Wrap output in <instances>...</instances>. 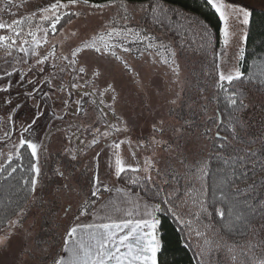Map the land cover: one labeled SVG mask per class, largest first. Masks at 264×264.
<instances>
[{
    "label": "rangeland",
    "instance_id": "rangeland-1",
    "mask_svg": "<svg viewBox=\"0 0 264 264\" xmlns=\"http://www.w3.org/2000/svg\"><path fill=\"white\" fill-rule=\"evenodd\" d=\"M55 2L56 0H30L21 10L20 17L39 15L42 18L50 15L52 12H42V9ZM68 9L77 12L78 18L58 36L49 39L45 46L42 43L36 49L38 55L31 52L21 54L17 50V45H21L17 44L12 49V55L0 59V76H3L5 70H17L10 79L0 80V86L9 82L13 85L9 93H0V102L6 96H12L14 102L17 96L23 100L28 91L39 89L37 98L27 101L24 109L15 117L14 124H9L7 115L11 106L0 103V166L8 160L9 155L13 157L18 153L20 129L25 126L24 121L28 118L25 113L31 115L32 104L41 105L45 115L37 121L30 133L24 134V138L37 144L36 159L39 168L46 163L51 170L53 163H58L56 172L51 173L48 169L47 175L49 180L52 178L56 181L47 190H40L42 195L39 199V193L37 194V204L32 200L24 208L26 214L22 218L23 228L12 229L7 246L0 247V264H45V261L52 264L50 256L61 255L62 243L71 228L102 213L100 209L103 200L108 196L111 198L119 187L117 177L110 172V159L114 151L126 168L139 167L145 175L150 174L156 181L162 177V167L181 170L185 162H192L208 152V141L200 135V130L184 129V125L190 124L191 120L183 115V104L188 91H194L190 87L195 78L179 55L175 57L178 74L173 71L177 68L175 59L173 61L167 55L162 57L161 54L154 53L153 58L140 54L137 56L138 44L127 41H124L126 46L134 48L130 53L117 48L120 59L109 56L97 60L95 56H100L92 49H84L75 57L78 61L77 68L87 67L93 72L98 71L99 76L92 75L91 72L77 74L63 59L70 55V51L106 34L111 28L125 25L138 28L142 25V12L139 8L129 6L128 20L123 19L125 15H121L123 11L118 5L94 9L91 5L78 3L70 5ZM245 28L239 20L230 19L227 54H224L225 45L221 39L219 70L226 75L234 72L237 67L241 68L238 56L240 48H245L240 43L242 35L246 33ZM43 37L44 33H41L36 39L42 41ZM129 39L137 40V37L133 35ZM22 46L31 49L32 40ZM45 55L48 57L45 64H36V60ZM83 56H87L89 60L87 65L81 62ZM52 65L56 67L53 68ZM96 79L101 92L111 85L114 91L109 94H117L115 103L111 96H107L105 104L98 105L97 110L88 105V102L95 99L93 92L97 93V99L102 98L101 92L95 86L92 87ZM46 80H51V84L45 83ZM29 81H35V85ZM74 83H78L80 87L72 88ZM85 92L90 95L85 96ZM193 93L195 98L198 97L196 89ZM64 100L68 101L67 105L63 104ZM76 100H80L81 104L77 105ZM173 100H176L175 104L172 103ZM194 106L196 109L200 108V99H196ZM101 107L114 113L116 123L111 122V126L114 125L121 131L117 132L107 125L100 112ZM154 126L162 127L164 131L154 132ZM97 128L100 132H96ZM104 131L109 132L107 138L101 135ZM93 138L99 142L89 146ZM115 144H120V148H115ZM73 155L76 156L74 161H80V166H69L71 164L68 161L72 160ZM145 168H149L148 173L144 171ZM61 172L63 176L59 174ZM96 176L101 182V188L107 186L111 189L101 190L98 200L91 196V191L94 190L93 178ZM93 201L95 202L92 203ZM26 232L31 235L26 236ZM8 234V228L0 231V237Z\"/></svg>",
    "mask_w": 264,
    "mask_h": 264
},
{
    "label": "trees",
    "instance_id": "trees-1",
    "mask_svg": "<svg viewBox=\"0 0 264 264\" xmlns=\"http://www.w3.org/2000/svg\"><path fill=\"white\" fill-rule=\"evenodd\" d=\"M61 1L67 3V0ZM145 2L146 0H126L128 6L138 8ZM159 2L163 3L164 7L170 9L171 12L167 16L159 12L153 14L151 11L147 14L143 12L140 14L142 25L138 26L137 30L141 32L142 37H145V42L138 44L140 50H137L136 54L138 56L140 52H143V56L148 58L154 57L152 53L161 54L162 57L167 55L173 61L175 59L174 64L177 66L176 55L183 58L185 65L195 78V82L190 89L193 88V92L196 89L198 94L196 98L195 94L190 92L191 90L186 94L183 104V115L185 117L188 116L189 118H187L191 120V123L184 125V129L190 131L200 130V135L208 141V152L203 157L192 162H185L181 170L173 169V167L167 170L165 166L162 167L161 180L152 179V182L149 183L144 179L146 175L141 171L138 174L126 172L121 178H117V182L121 189L139 194L153 204H156L166 193L173 192L174 188L178 189V193L173 192L172 197L174 204L177 206V214L184 219H189L190 212L195 209L192 208L190 196H186L185 193H199L206 188L208 199L211 200L213 194L218 192V185L221 180L225 179L223 172L218 171L221 169V163L217 145L225 142L222 138L227 137L226 149L220 150L226 155L239 154L242 156L245 151H250L254 148L258 157L264 159V0H231L232 3L246 7L252 12V23L245 28L248 40L244 48L245 59L241 62V69L246 75L242 81H234L233 85L225 84L223 89L219 85L220 70L216 67V63H219L218 52L222 39L218 15L206 3V0H159ZM80 3L84 4L83 0H80ZM92 3H101L107 6L113 5L109 4L108 0H89L88 5ZM114 5H118L120 10L123 11V13L119 11L121 15L129 16V13H125L124 8L120 6L119 0ZM65 11L77 13L66 8L61 9L59 14L63 16ZM177 13L181 15H177ZM46 16L54 18L53 13ZM77 18V15L71 17L63 16L61 23L57 25L55 34H52L50 30L52 20L43 21L39 15L19 17L10 24H14L17 20L24 21L23 25L20 26L23 28L21 36L14 37L17 40V44L22 46L23 40H33V37L28 35L29 31L35 32L36 37L44 33L37 30L38 26L49 30L48 43L49 39L58 36ZM201 26L207 27V36L202 35L203 27ZM0 35L12 36L13 34L5 29L0 30ZM147 37H152L151 42L156 47L145 50V44L148 42ZM7 43H10V41ZM47 43H44V46ZM13 47L7 50L4 47H0V59L7 56L8 51L12 55ZM133 48L131 47L132 50ZM173 52L175 53L174 56L172 55ZM21 54L24 53L21 52ZM143 56L139 57L142 58ZM95 57L97 60L104 59L103 57ZM93 86L101 92L102 89L98 87L97 79L94 80ZM104 89L101 92L104 100H107V96L117 97L115 92H113L114 94H109L112 90L105 92ZM233 92L237 94V106L235 107L230 104L231 93ZM95 93L93 92L95 99L88 102V105L90 108L97 110L98 105H101L99 103L101 98L97 99V93ZM196 99H200L199 109L194 106ZM241 101L243 102L242 106L240 104ZM102 108L104 107H101L100 112L103 113V120L110 127L111 122L116 120L114 113ZM112 110H115V108H112ZM109 113L113 115L111 116ZM218 135L221 139L217 138ZM114 152L110 159V172L115 175V160L118 154ZM205 160L209 164L208 174L201 179L196 173V168L198 162ZM7 161L2 164L5 167V172L0 174V229L2 230L7 228L8 217L12 219L16 217L14 210L18 206L26 208L32 200L37 204V194L39 193V199H41L40 195H42L40 190H47V187L56 181L52 178L50 180L47 178L50 170L47 164L43 170H40L41 174H39V182L37 184L39 190L36 187L35 193L29 195L28 188L23 187L21 189V185L24 178L31 179L34 175L30 168L32 164L37 165V159L31 156L30 149H27L25 145L13 156L11 164H8ZM68 162L71 164L69 166H80V161L69 160ZM21 164L23 167H17V172L12 174L11 177L7 175L11 167ZM53 167L54 165H52L50 170L51 173L56 172ZM245 172H247V175L243 174ZM132 180H137V183L133 184ZM166 180L168 183H164ZM227 191L231 198L240 201L251 197L252 203L256 205V208L253 212L248 213L250 225L245 226L247 235H238L227 233L217 223L219 217L209 207V211L213 212L210 218L211 222L215 228L220 230V236L223 237V240L229 245L246 244L250 240H264V211L261 210L264 209V204L260 203L261 200H264V169L259 164L255 167L248 164L247 168L238 165L235 171L234 183L228 186ZM161 219V241L163 245L159 257L161 264H197L198 259H200L197 252H205L207 254L208 246L204 244L203 238H197L195 235V229L199 227L195 221L192 229L189 230L185 228L184 224L177 223L171 215H163ZM203 223H208V220L205 219ZM189 231L192 233L191 236H189ZM207 235L212 238L211 231ZM67 238L62 243L61 250ZM186 245L188 246L186 247ZM237 251H239V248H237ZM216 259L221 264H224L225 256L221 253L216 256Z\"/></svg>",
    "mask_w": 264,
    "mask_h": 264
},
{
    "label": "snow or ice",
    "instance_id": "snow-or-ice-1",
    "mask_svg": "<svg viewBox=\"0 0 264 264\" xmlns=\"http://www.w3.org/2000/svg\"><path fill=\"white\" fill-rule=\"evenodd\" d=\"M12 0H9L11 4ZM80 3V0H67V3H62L61 0H56L55 3H52L50 7L43 8L42 12H52L53 17L51 16H43V21L52 20L50 30L52 34L56 33L57 25L61 23L63 16H75L78 13L67 12L63 13V16L60 15L61 9H66L70 5H77ZM85 5L89 4V0H83ZM109 4H116L117 0H108ZM120 6L124 8L125 13L129 11V6L126 3V0H119ZM206 3L214 10V12L218 15L219 21L221 24L220 36L223 40V44L225 45V52L227 54V48L229 46V21L230 19L239 20V22L243 26H250L252 23V12L249 11L246 7L238 6L231 2V0H206ZM106 4L101 3H92L91 7L94 9H100L106 7ZM139 11L147 14L151 11L153 14L159 12L167 16L171 10L164 7V4L159 2V0H146L144 4L141 5ZM177 15H181L177 13ZM124 20H128L129 16L125 15L123 17ZM24 21L17 20L14 24H5L0 22V30L7 29L13 35L5 36L0 35V47H4L6 50L11 49L13 45H17V40L14 37H20L23 31L22 26ZM203 27L202 35H208V29L206 26ZM38 31L44 32L43 40L36 39V34L33 31H29L28 35L33 37L32 40V48H26L23 46L17 45V50L19 52L27 55L29 52L34 55H38L36 49L42 46V43H47L48 38V29L37 27ZM243 31V30H242ZM136 36L137 40H131L129 37ZM147 43L145 44V50L152 49L156 47L151 41L152 37H147ZM248 40V34L244 33L242 35L241 45H245ZM10 41V43H7ZM131 44H141L145 42V37H142L141 32L137 30V28L127 27L126 25L120 28H111L107 31L106 34L100 35L98 38L93 39L91 42H85L82 47L75 48L74 51H70L69 56H64L63 59L67 61L68 65L72 66V71L77 74L88 73L91 72L92 75L99 76L100 73L98 71L93 72L92 69L87 67H76L78 61L75 59L79 53H81L84 49H92L94 53L99 54L100 57L107 58L109 56L116 57V59H120V56L117 55L116 49L120 48L125 53H130L132 49L126 46V43ZM29 43L28 40H23L22 44L27 45ZM139 51V49H137ZM7 54L10 56L11 52L8 51ZM143 52H140V55H143ZM174 56L175 53L173 52ZM47 55L42 56L36 60V64L43 65L47 61ZM245 59V50L243 47L240 48L238 63L243 62ZM81 62L85 65L89 63L87 56L81 57ZM167 63V61H165ZM126 66V65H125ZM55 68V65H52ZM95 67V66H93ZM216 67L219 68V63H216ZM43 69H40L42 71ZM17 70L8 71L5 70L3 76H0V80L5 78H11L16 74ZM173 71H176L178 74V66L174 68ZM245 72L237 67L234 72H230L229 74H225L224 72L219 73V85L220 88L223 89L225 84L233 85L234 81H242L245 77ZM251 79V77H249ZM35 85V81H29ZM45 83L51 84V80H46ZM13 85L11 82L0 86V93H9ZM80 85L78 83L72 84V88H79ZM105 92L112 90L111 85H108L105 89ZM39 93L38 88H34L31 91H28L25 98L21 100L18 96L14 98L12 96H6L3 98L2 105L3 106H11L8 110V120L9 124L15 123V117L17 114L21 113L24 109L25 104L29 99H36ZM85 96L90 95V93L85 92ZM103 95V94H101ZM71 96V93H69ZM237 94L235 92L231 93L230 104L235 107L237 106ZM111 100L113 103L116 100V96H112ZM75 103L77 105L81 104L80 100H76ZM95 103V101H93ZM99 103L101 105L105 104L103 98L100 99ZM173 104L176 103V100L172 101ZM64 105L68 104L67 100L63 101ZM241 106L243 102H240ZM111 108L112 105H106ZM31 115L28 116L25 113V116L28 117L24 121V127L20 129V142L19 149L24 148L25 145L27 149H30L31 156L33 158H37V144L32 142L29 139L24 138L25 133H30L34 126L37 125V121L41 120V118L45 115L41 105L32 104L31 105ZM80 110V109H78ZM63 119V117H59ZM163 124V121H161ZM115 129V131H121L120 128L115 127L114 125L110 126ZM127 130V129H125ZM164 129L157 128L154 126V132L162 133ZM233 131H235L233 129ZM96 132H100V129L97 128ZM8 135V133H5ZM101 135L105 138L109 136L108 131H104ZM218 139H221L219 135ZM223 141L217 145L218 156L221 163V169L218 171H222L225 179L221 180L218 185V192L213 194L211 200L208 199L207 189H202L199 193H185L186 196H190L192 208L194 211L190 212V218L184 219L180 215L177 214L176 205L173 202V192L178 193V189L174 188L173 192H168L164 197H162L158 202H156L155 206L151 208V211L146 210V215L144 217H140L137 219H132V211L129 210L128 204L131 201H127L123 205L112 203L115 206L116 212L124 213V219H114L112 211L109 210L108 204L105 203L101 206L100 211L104 214L100 216L101 220L107 219L106 223H97V224H89L82 228L72 227L71 230L67 233L69 238L77 237L74 240L69 239L63 245L62 252L67 254L65 258L64 255H51L50 259L52 264H161L160 262V254L162 251V241H161V228H162V219L163 215H171L177 221V223L184 224L186 229L191 230L193 227V222L199 227L195 229V235L197 238H203L204 244L208 246L207 254L205 252H197V255L200 257L198 259L197 264H221V262L217 261L216 256L218 254L223 253L225 256L224 264H264V240H256V241H248L246 244H232L229 245L226 241L223 240V237L220 236V230L215 228V226L211 222V217L213 212L216 216L219 217L217 223L226 230L229 234H238V235H247V229L245 226L250 225L248 213L253 212L256 208V205L252 203V198L249 197L243 201L238 199H233L230 197L227 189L228 186L234 183L235 171L237 166H241L247 168L248 164H251L255 167L257 164L260 165L262 169H264V159L258 157L256 150L253 148L250 151H245L243 155H226L223 151L227 147L226 141L227 137L222 138ZM99 141L93 138L89 146H94ZM159 143V141H155ZM115 148L119 149L120 144H115ZM98 155V154H97ZM13 157L9 155L8 164L12 163ZM72 160L76 159V156H71ZM17 167H23V165H18L15 167H11L8 171L7 175L9 177L12 174L17 172ZM208 161H200L198 162V166L196 168L197 175L200 176L201 179L207 176L208 174ZM30 171L34 173L31 179L24 178L22 181L21 189L23 187L28 188L29 195L34 194L36 191L37 184L39 182V174L40 168L36 164H32ZM144 171L146 173L149 172V168H145ZM5 172V167L0 166V174ZM126 172L131 173H140L141 169L139 167H129L126 168L124 163L120 160L119 157L115 160V176L117 178H121L123 174ZM63 176V173H59ZM247 175V172L243 173ZM144 179L151 183L152 178L151 175L148 174L144 177ZM133 184L137 183V180L131 181ZM164 183H168V181H164ZM93 188L91 191V196L96 198L97 200L100 198L101 190L103 191H111L110 188L104 186L101 188V182L98 176L93 178ZM117 193L121 192V189H116ZM93 201L92 203H94ZM261 204H264V200L260 201ZM209 207L213 209V212L209 211ZM70 210V209H69ZM264 211V209H261ZM14 214L16 219H12L11 217L7 218V228L8 235L0 237V247H6L8 240L11 235L12 229L16 227L23 228L22 218L26 214L23 207L18 206L17 209L14 210ZM81 214H84L82 212ZM207 219L208 223H203V221ZM2 230V229H0ZM212 232V238H209L207 233ZM191 231H189V236H191ZM26 236L31 235L30 233H25ZM188 245H186L187 247ZM239 248V251H237ZM45 264L47 262L45 261Z\"/></svg>",
    "mask_w": 264,
    "mask_h": 264
},
{
    "label": "crops",
    "instance_id": "crops-1",
    "mask_svg": "<svg viewBox=\"0 0 264 264\" xmlns=\"http://www.w3.org/2000/svg\"><path fill=\"white\" fill-rule=\"evenodd\" d=\"M118 188L119 187H117L116 189H118ZM119 189H121V188H119ZM121 190L122 191L119 193H117V191H115L111 198L108 196L102 202V205H104L105 203L108 204V208L110 211H112L114 219L120 220V219H124L126 217H125L124 213L115 211V206L112 203L113 201L115 202V204H121V205H123L127 201H131V203L128 204V207H129V210L132 211V217H131L132 219L144 217L146 215V210L151 211V208L155 206V204L152 205L151 202L147 201L146 199H144L139 194L127 192L123 189H121ZM118 196H121V198H116ZM103 214L104 213L102 212L99 215H96L95 217H92L91 219H89L87 221H81V222L77 223L74 227L82 228V227L89 225V224L106 223V222H108L107 219H104V220L100 219V216ZM76 238L77 237H72V238L68 237L66 241H68L69 239L74 240ZM61 255H64L65 258L67 257V254L63 253V252L61 253Z\"/></svg>",
    "mask_w": 264,
    "mask_h": 264
},
{
    "label": "built area",
    "instance_id": "built-area-1",
    "mask_svg": "<svg viewBox=\"0 0 264 264\" xmlns=\"http://www.w3.org/2000/svg\"><path fill=\"white\" fill-rule=\"evenodd\" d=\"M30 0H0V22L9 24L20 17L21 10Z\"/></svg>",
    "mask_w": 264,
    "mask_h": 264
},
{
    "label": "flooded vegetation",
    "instance_id": "flooded-vegetation-1",
    "mask_svg": "<svg viewBox=\"0 0 264 264\" xmlns=\"http://www.w3.org/2000/svg\"><path fill=\"white\" fill-rule=\"evenodd\" d=\"M53 165H54V168L57 170L58 163L55 162ZM46 166H47L46 163L44 165H40V170H43V168L46 167Z\"/></svg>",
    "mask_w": 264,
    "mask_h": 264
}]
</instances>
